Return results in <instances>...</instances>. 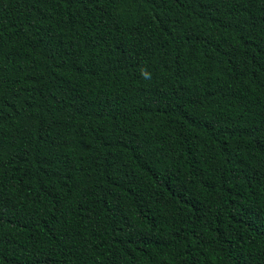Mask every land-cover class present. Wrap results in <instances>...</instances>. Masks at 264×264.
Listing matches in <instances>:
<instances>
[{
	"label": "trees",
	"instance_id": "1",
	"mask_svg": "<svg viewBox=\"0 0 264 264\" xmlns=\"http://www.w3.org/2000/svg\"><path fill=\"white\" fill-rule=\"evenodd\" d=\"M0 264H264V0H0Z\"/></svg>",
	"mask_w": 264,
	"mask_h": 264
},
{
	"label": "clouds",
	"instance_id": "2",
	"mask_svg": "<svg viewBox=\"0 0 264 264\" xmlns=\"http://www.w3.org/2000/svg\"><path fill=\"white\" fill-rule=\"evenodd\" d=\"M142 75H145V76H147V74H146V73H142Z\"/></svg>",
	"mask_w": 264,
	"mask_h": 264
}]
</instances>
